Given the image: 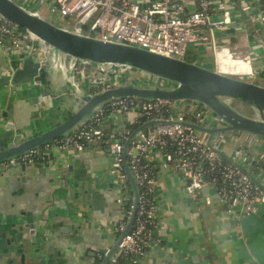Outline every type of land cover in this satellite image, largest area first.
Segmentation results:
<instances>
[{
	"label": "built area",
	"instance_id": "built-area-1",
	"mask_svg": "<svg viewBox=\"0 0 264 264\" xmlns=\"http://www.w3.org/2000/svg\"><path fill=\"white\" fill-rule=\"evenodd\" d=\"M12 1L30 12H38L50 22L53 20L49 16L55 13L63 23H66V19L71 20L75 26L68 27L66 24L65 29L75 33L137 47L165 57L187 60L194 48L211 51L214 61L221 65L223 71L226 65L234 61L233 64L237 62L246 72L253 73L251 36L256 39V34H260L264 38V0ZM36 3L43 6L41 12L35 9ZM229 31L241 33L237 42H224L225 34ZM0 47L14 54L40 50L48 54L49 50L48 45L1 15ZM50 60L59 69L66 65L61 54H53ZM83 64L84 69H99L104 75H114L112 80L92 87L93 94L120 84L123 77H128L133 83L142 82L137 81L140 75L143 82L153 80L135 69L131 72L127 69L130 67L124 65ZM70 65L76 69L74 61ZM155 81L160 82L158 79ZM70 82L75 87V81ZM134 113L145 117V123L155 120L181 121L205 129L217 123L208 108L195 102L182 106L167 101L116 99L98 108L88 121L54 141L53 147L48 148L81 153L103 144L109 147L112 159L110 173L116 181L117 203L122 207L123 214V219L118 220L111 230L116 241L126 229L133 208V191L128 187L129 179L124 168L126 143L133 133L126 129L114 131L105 141L106 123L108 115L119 114L125 119ZM221 143L231 148L229 154L219 147ZM247 144L254 146V137L230 136L224 140L217 137L209 143L206 133L171 123L159 124L138 133L131 141L127 155L131 159L128 168L139 189L138 208L132 229L121 240L109 264H140L147 247L162 228L154 202L158 182L153 163H157V158L161 157L159 166L162 169H171L184 177L186 190L194 199L199 198L207 187H212L229 213L236 210L243 215L259 213L264 207V191L237 166L241 165L251 173L250 169L257 163L255 154L246 148ZM221 153L231 161L224 159ZM38 155V150H35L13 159L0 165V172L5 167L35 165ZM262 155L260 161H264V151ZM210 203L207 199V204Z\"/></svg>",
	"mask_w": 264,
	"mask_h": 264
},
{
	"label": "crops",
	"instance_id": "crops-1",
	"mask_svg": "<svg viewBox=\"0 0 264 264\" xmlns=\"http://www.w3.org/2000/svg\"><path fill=\"white\" fill-rule=\"evenodd\" d=\"M225 35L224 42L229 44L237 42L241 33ZM251 45L253 73L234 61L223 71L212 54L197 48L189 54L196 53L197 58H188L207 69L216 68L220 75L264 86L263 35L251 36ZM31 54L8 53L0 47V143L11 130L13 137L38 132L41 124L49 123L41 105H60L47 99L39 84L12 86L3 80ZM60 70L54 71L59 80L76 73L70 63ZM52 78L55 80L54 75ZM137 81H143L141 75ZM54 88L59 91L58 86ZM125 128L121 115H109L106 139ZM254 142V146L246 145L257 162L247 168L252 175L255 165L264 163L260 161L264 140L254 137ZM221 145L224 152H231ZM46 155L42 164L5 167L0 172V264H101L116 243L111 230L123 219L116 181L110 173L109 147L103 144L81 153L52 148ZM159 160L161 157L155 163L158 185L154 202L162 228L140 264H264V207L253 215L238 210L229 213L212 187L194 199L186 190L184 177L162 169ZM255 171V178L264 184V171Z\"/></svg>",
	"mask_w": 264,
	"mask_h": 264
},
{
	"label": "water",
	"instance_id": "water-1",
	"mask_svg": "<svg viewBox=\"0 0 264 264\" xmlns=\"http://www.w3.org/2000/svg\"><path fill=\"white\" fill-rule=\"evenodd\" d=\"M0 15L49 46L48 54L43 50L34 52L20 69L12 75H5L3 77L5 83L12 86L39 84L45 90L47 99L60 102L58 108H50L47 102L41 105L42 112H47L49 123L45 126L41 124L38 132H25L24 135L16 134L13 137L11 136L13 131H8L6 140L0 143V165L62 138L88 121L98 108L116 99L195 102L208 108L217 122L215 126L205 129L181 121L155 120L144 123L131 135L124 151V168L133 191L132 213L126 229L101 264L110 263L121 240L134 225L139 189L128 168L127 155L130 143L138 133L159 124L171 123L190 126L206 133L209 136V143L213 138L222 137L224 140L230 136H250L264 140V86L220 75L214 70L184 59H173L137 47L75 33L47 21L38 12L24 9L12 0H0ZM53 54L63 55L66 64L74 61L75 75L70 74V77L59 80L54 71L61 73V70L50 60ZM84 62L128 66L153 80L133 83L128 77H123L120 84L93 94L90 90L92 87L112 80L114 75H104L99 69H84ZM52 75L55 76V80ZM156 79L160 82H156ZM71 80L75 81L76 89L71 85ZM55 85L59 87V91L54 88ZM233 102L245 105L248 113L236 109ZM221 156L231 161L222 153ZM237 166L264 191V184L244 167L238 164Z\"/></svg>",
	"mask_w": 264,
	"mask_h": 264
},
{
	"label": "trees",
	"instance_id": "trees-1",
	"mask_svg": "<svg viewBox=\"0 0 264 264\" xmlns=\"http://www.w3.org/2000/svg\"><path fill=\"white\" fill-rule=\"evenodd\" d=\"M35 9H38V11L41 12V10L43 9V6L41 5L40 7H35ZM65 22L67 23L68 27L75 26V24L71 20H69V19H66ZM22 31H24V30H22ZM188 61L191 62V60H189V59H188ZM186 103H190V102H182V103H180V105L181 104H184L185 105ZM125 121H126V128L125 129L128 130V131H130L131 133H134L139 127H141L145 123L146 118L143 117V116H140L139 113H134L129 118H125ZM106 132H108V130H107V123H106ZM53 143L54 142H52L51 144H49V145H47L45 147H42V148L38 149V153H39V155H38V162H40L42 159H47V156L48 155H46L47 154L46 152H47V150H48L49 147H53ZM219 147L222 148L221 144H219ZM38 162H36V164ZM130 162H131V159L127 158V165H130ZM255 167H256L255 170H257V171H259V170H260V172L264 171V163H262V162L259 163V164H257V165H255ZM153 169H154V172H155L156 171V167H155V164L154 163H153ZM255 170H254V173H253L254 174V177L258 173ZM128 187L130 189H132L131 184H130L129 181H128Z\"/></svg>",
	"mask_w": 264,
	"mask_h": 264
},
{
	"label": "rangeland",
	"instance_id": "rangeland-1",
	"mask_svg": "<svg viewBox=\"0 0 264 264\" xmlns=\"http://www.w3.org/2000/svg\"><path fill=\"white\" fill-rule=\"evenodd\" d=\"M35 6L36 7H40L41 5L40 4H35ZM49 18L50 19H52L53 21H52V23H54L55 25H57V26H59V27H61V28H66L67 27V23H63L62 22V19L57 15V13H55L54 15H50L49 16ZM195 48L190 52V53H192V52H195ZM208 53L211 55L212 54V52L211 51H208ZM191 57H194V58H197V54L196 53H193L192 55H190ZM189 56V57H190ZM189 59V58H188ZM188 59H187V61H188ZM189 60H191V58L189 59ZM197 59H195L193 62H195ZM127 69H129V70H131V72H133V70L134 69H130V68H127ZM134 74H138V73H134ZM139 77H137V79H138ZM233 105H234V107L236 108V109H238L239 111H242V112H245V113H247L248 112V108L245 106V105H243L242 103H237V102H233ZM222 144V143H221ZM222 146V145H221ZM260 147V146H259ZM258 147V148H259ZM222 148H223V146H222Z\"/></svg>",
	"mask_w": 264,
	"mask_h": 264
},
{
	"label": "bare ground",
	"instance_id": "bare-ground-1",
	"mask_svg": "<svg viewBox=\"0 0 264 264\" xmlns=\"http://www.w3.org/2000/svg\"><path fill=\"white\" fill-rule=\"evenodd\" d=\"M219 60H220V61H222V59H221V58H220ZM228 60H229V59L227 58V59H226V61H228Z\"/></svg>",
	"mask_w": 264,
	"mask_h": 264
},
{
	"label": "flooded vegetation",
	"instance_id": "flooded-vegetation-1",
	"mask_svg": "<svg viewBox=\"0 0 264 264\" xmlns=\"http://www.w3.org/2000/svg\"><path fill=\"white\" fill-rule=\"evenodd\" d=\"M248 113V112H247Z\"/></svg>",
	"mask_w": 264,
	"mask_h": 264
}]
</instances>
